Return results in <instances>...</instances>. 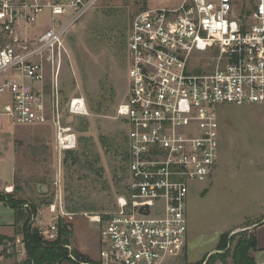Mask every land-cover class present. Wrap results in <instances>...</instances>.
Wrapping results in <instances>:
<instances>
[{
	"label": "built area",
	"instance_id": "1",
	"mask_svg": "<svg viewBox=\"0 0 264 264\" xmlns=\"http://www.w3.org/2000/svg\"><path fill=\"white\" fill-rule=\"evenodd\" d=\"M99 1L0 0V95L10 94L2 113L16 124L50 123L59 165L79 146L75 117L90 115L80 94L60 109L67 39ZM127 47V91L116 108L126 127L127 192L111 211L81 214L100 226L103 247L93 264H168L187 249L192 186L211 180L219 166L220 108L264 106V0L142 9ZM50 212L56 223L40 232L54 241L57 220L78 213L61 199Z\"/></svg>",
	"mask_w": 264,
	"mask_h": 264
},
{
	"label": "rangeland",
	"instance_id": "2",
	"mask_svg": "<svg viewBox=\"0 0 264 264\" xmlns=\"http://www.w3.org/2000/svg\"><path fill=\"white\" fill-rule=\"evenodd\" d=\"M182 1L100 0L69 34V56L59 79L60 109L66 110L74 95L86 98L90 115L75 117L74 125L79 140L90 136L95 142L101 157L99 177L73 164L67 152L59 165L53 126L14 123L2 113L10 94L0 95V187L13 184L11 194L38 207L34 226L43 230L56 223L50 204L61 199L67 210L79 211L72 228L74 238L80 241L96 233L98 226L81 213L111 211L117 196L127 192V163L123 161L126 127L116 118V108L127 91L129 27L142 9L175 7ZM47 15L48 10L40 15L39 26H44ZM96 31L106 37L105 45H93ZM84 119L88 128L81 132L78 127ZM219 122V166L211 180L192 186L187 199V249L168 264H205V258L223 252L217 249L222 236L230 239L256 226L258 247H264V224L260 225L264 221V106L221 107ZM101 136L119 143V149L102 146ZM42 185L47 186L46 192L41 191ZM0 192L7 193L5 189ZM5 204L0 201V233L13 239L0 245V264H15L27 255L22 235L15 233L14 209ZM251 252L257 264H264V249ZM62 264L81 262L65 260Z\"/></svg>",
	"mask_w": 264,
	"mask_h": 264
},
{
	"label": "trees",
	"instance_id": "3",
	"mask_svg": "<svg viewBox=\"0 0 264 264\" xmlns=\"http://www.w3.org/2000/svg\"><path fill=\"white\" fill-rule=\"evenodd\" d=\"M95 34L96 36L93 37V41H95L93 45L100 46L107 43L104 35L98 31ZM113 43L115 42L113 41ZM87 128L88 122L84 119L80 122L78 130L84 132ZM79 142H81L79 150L67 152L71 155L73 164L79 165L99 177L102 171V166H100L101 157L95 149V142H93L90 136H81ZM100 142L107 149H119V143H116L107 136H101ZM125 144V148L120 147L125 150L123 152V161L127 163V142ZM0 201L7 203L8 206L14 209L15 216L13 225L16 227L15 233L22 235L26 250V258L15 264H62L65 260H72L69 256L70 251L66 247V245L72 244V226L63 217L57 220V239L49 241L43 237L40 229L33 225V217L38 213V207L35 204H29L21 198H16L11 193L4 194L1 192ZM83 208H86V206L84 205ZM77 210L68 211L79 213ZM256 228L257 226L252 231L246 230L236 233L230 239L222 236L217 249L223 250V252L218 251L205 258V264H257L256 258L251 252L252 250H261L257 244ZM12 239L10 236L0 234V245ZM71 253L76 256V262L78 263H94L93 260L79 253L74 247ZM189 264H202V262Z\"/></svg>",
	"mask_w": 264,
	"mask_h": 264
},
{
	"label": "crops",
	"instance_id": "4",
	"mask_svg": "<svg viewBox=\"0 0 264 264\" xmlns=\"http://www.w3.org/2000/svg\"><path fill=\"white\" fill-rule=\"evenodd\" d=\"M47 124H50V123H47ZM21 125H25V124H21ZM42 125H46V124H42ZM51 125V124H50ZM55 133V131H54ZM5 187H13V184L12 185H4V187H0V189H5ZM12 191H10L9 193H12ZM6 205V204H5ZM7 206V205H6ZM67 210V209H66ZM86 217V216H85ZM74 218L75 216L72 218V219H65L68 223L71 224V226L73 227L72 225V222L74 221ZM87 218V217H86ZM88 219V218H87ZM89 221V219H88ZM14 222V221H13ZM90 222V221H89ZM12 224V223H11ZM264 224V221L260 224V225H263ZM92 225V224H91ZM97 232L95 233H91V234H88V238L87 237H83L80 239V241L77 239L74 238V234H75V231L74 229L72 228V246L77 249L78 252H80L81 254L89 257V258H93V257H96L98 255L97 260L95 261H98L99 258H100V251L103 247V241H102V237H101V233H100V226L98 225L97 228H96ZM1 234V233H0ZM261 250L264 249V247H259ZM95 250H98L97 251V254L95 252ZM96 254V255H95ZM94 261V262H95Z\"/></svg>",
	"mask_w": 264,
	"mask_h": 264
},
{
	"label": "water",
	"instance_id": "5",
	"mask_svg": "<svg viewBox=\"0 0 264 264\" xmlns=\"http://www.w3.org/2000/svg\"><path fill=\"white\" fill-rule=\"evenodd\" d=\"M40 189H41V191L46 192V191H47V186L42 185V186L40 187Z\"/></svg>",
	"mask_w": 264,
	"mask_h": 264
},
{
	"label": "bare ground",
	"instance_id": "6",
	"mask_svg": "<svg viewBox=\"0 0 264 264\" xmlns=\"http://www.w3.org/2000/svg\"><path fill=\"white\" fill-rule=\"evenodd\" d=\"M8 189H9L10 191H12V190H13V187H8Z\"/></svg>",
	"mask_w": 264,
	"mask_h": 264
}]
</instances>
